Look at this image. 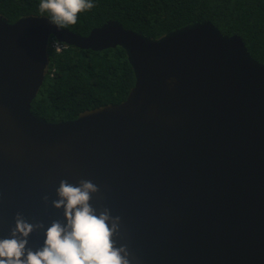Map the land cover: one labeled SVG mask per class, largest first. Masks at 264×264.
I'll return each mask as SVG.
<instances>
[{"label": "water", "instance_id": "1", "mask_svg": "<svg viewBox=\"0 0 264 264\" xmlns=\"http://www.w3.org/2000/svg\"><path fill=\"white\" fill-rule=\"evenodd\" d=\"M51 38L122 48L136 78L126 100L72 121L34 115ZM81 179L100 190L93 207L121 218L116 243L134 264H264V64L208 21L155 40L116 21L84 37L0 15V239L18 213L44 231L65 222L56 190Z\"/></svg>", "mask_w": 264, "mask_h": 264}, {"label": "trees", "instance_id": "2", "mask_svg": "<svg viewBox=\"0 0 264 264\" xmlns=\"http://www.w3.org/2000/svg\"><path fill=\"white\" fill-rule=\"evenodd\" d=\"M41 0H0V15L11 23L41 14ZM68 29L88 36L110 21L125 29L160 39L192 23L211 22L223 35L240 36L254 60L264 64V0H92ZM48 48L45 82L31 111L50 123L76 120L85 111L126 100L136 78L122 48L104 52L67 46Z\"/></svg>", "mask_w": 264, "mask_h": 264}, {"label": "clouds", "instance_id": "3", "mask_svg": "<svg viewBox=\"0 0 264 264\" xmlns=\"http://www.w3.org/2000/svg\"><path fill=\"white\" fill-rule=\"evenodd\" d=\"M92 0H41V14L58 31L77 23L78 14L91 10ZM61 41H54L58 47ZM99 188L87 179L77 184L61 180L52 201L56 210L63 209L64 221L54 220L45 230L43 223H28L21 214L9 238L0 239V264H134L135 257L127 244L117 246L121 235V218L112 216L107 207L97 209L90 203ZM45 204L48 196H44ZM34 231H44L42 248L27 247Z\"/></svg>", "mask_w": 264, "mask_h": 264}, {"label": "built area", "instance_id": "4", "mask_svg": "<svg viewBox=\"0 0 264 264\" xmlns=\"http://www.w3.org/2000/svg\"><path fill=\"white\" fill-rule=\"evenodd\" d=\"M54 41H56L55 39L52 41V43H51V48L53 49V50H55L56 52H58V53H60V52H62L64 49H66V45L65 44H61L60 43V45L58 46V47H53V42Z\"/></svg>", "mask_w": 264, "mask_h": 264}]
</instances>
